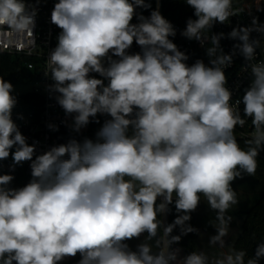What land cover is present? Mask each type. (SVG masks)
Instances as JSON below:
<instances>
[{"label":"clouds","instance_id":"clouds-1","mask_svg":"<svg viewBox=\"0 0 264 264\" xmlns=\"http://www.w3.org/2000/svg\"><path fill=\"white\" fill-rule=\"evenodd\" d=\"M40 2L0 0V29L34 44ZM182 2L194 18L179 34L205 49L207 63H188L160 0L154 9L152 0H56L50 23L60 31L40 71L71 135L46 151L13 119L18 97L0 75V169L12 161L0 172V264H63L77 256L76 264L264 260V240L249 255L226 239L229 209L239 204L232 184L256 174L264 151V23L253 16L227 34L212 31L252 4L264 7L261 0L243 7H236L241 0ZM223 39L234 41L227 53ZM237 57L251 77L238 98L227 75ZM249 121L241 147L236 129ZM90 124L99 125L94 137L83 135ZM25 163L30 180L12 186V173ZM202 201L215 213L209 245L229 250L182 255L183 238L200 234L191 220ZM131 241H138L134 248Z\"/></svg>","mask_w":264,"mask_h":264},{"label":"built area","instance_id":"built-area-1","mask_svg":"<svg viewBox=\"0 0 264 264\" xmlns=\"http://www.w3.org/2000/svg\"><path fill=\"white\" fill-rule=\"evenodd\" d=\"M56 0H46L43 6H38V14L36 17V42L33 44L31 38L23 34H14L7 29H0V54H7L25 59V65L28 71L32 73V91L40 96L43 100V107L39 118H34L31 114L25 115L23 119L16 120V123L20 126L22 133L28 137V142L31 144L34 141L38 142V151H46L53 145L59 144V132L66 128L61 121L65 119L63 110L56 103L54 98L49 97V93L46 91V85L51 83L50 79H46L43 72L40 71L44 67V62L47 56V52L55 47L56 36L60 31L55 25L50 23L51 10ZM251 0H247L246 3H250ZM162 1L160 0V11ZM236 5V7H243ZM261 7H264V0H261ZM250 12V14H249ZM253 16L260 19L264 18V11H257L255 4H252L251 8H246L245 12L231 18L230 23L227 25L217 24L213 28V32H223L227 34L231 31L232 27L237 25L247 26L251 23ZM177 29V35L174 38V43L177 44L181 51L186 52L190 59L189 64L193 63L196 59H203L207 63V57L205 55V49L195 40H188L182 37L179 33L184 29L185 24L172 22ZM256 33H253L255 36ZM234 41L223 39L221 45L224 51L227 53L231 50ZM133 51H139L134 45ZM244 63L242 57H237L233 67L227 69L228 86L234 90V97L242 95L243 88L247 86L251 79L250 74L241 70V65ZM239 86V90H237ZM242 107V106H241ZM49 123H55L59 125V131L52 132L47 125ZM241 134L244 137H250L251 124L250 121L243 128H239ZM168 220V217H167ZM169 222V221H168ZM79 259L77 256L75 259H68L63 264H76Z\"/></svg>","mask_w":264,"mask_h":264},{"label":"trees","instance_id":"trees-1","mask_svg":"<svg viewBox=\"0 0 264 264\" xmlns=\"http://www.w3.org/2000/svg\"><path fill=\"white\" fill-rule=\"evenodd\" d=\"M161 1L162 15L169 21L186 24V20L189 17H193V10L186 6L182 0ZM29 2L35 4V0H29ZM243 3L244 0H241V3L237 5ZM44 4L45 0H41L38 6H43ZM155 7L156 0H152V8L154 9ZM138 11L140 10L138 9ZM148 14V11L144 12V15L147 16ZM260 22L264 23V18L260 19ZM25 62V59H20L7 54H0V75H3L6 80L10 81L14 85V88L20 84H30L33 81L32 73L27 70ZM17 97L18 104L13 111L14 120H18L17 117L19 112H21L19 116L22 117L31 114L34 118H39L43 107V100L40 96L31 91L17 95ZM98 127L99 125L97 124H90L86 131L83 132V135L94 137L95 131ZM236 134L241 147H246L245 140H247L248 137H244L241 134L239 127L236 129ZM70 135L71 133L69 130L63 128L59 132V143L65 142ZM257 161L258 167L256 174L254 176H246L255 181V185L257 189H259L260 195L251 207L248 209L242 208L237 212L243 220L241 224V232L233 244V247L236 249H246L249 255L253 254L256 244L261 240H264V151H261L260 155L257 157ZM2 163L3 168L0 169V172L7 173L9 171L8 166L12 163L11 158ZM12 174L15 176L12 186L21 187L25 185L31 178L29 164L25 163L23 166H18ZM232 187L234 188L233 184ZM173 218V215H169L168 221L171 222ZM190 240V246L184 242H181L179 245L186 251V253L195 250L193 244L194 234H191ZM131 246L133 247L132 244ZM260 264H264V260H262Z\"/></svg>","mask_w":264,"mask_h":264},{"label":"rangeland","instance_id":"rangeland-1","mask_svg":"<svg viewBox=\"0 0 264 264\" xmlns=\"http://www.w3.org/2000/svg\"><path fill=\"white\" fill-rule=\"evenodd\" d=\"M32 88H33L32 83L20 84L14 88L15 89L14 94L15 95L25 94L27 92H31ZM20 114L21 112L18 113V115ZM85 131L86 129L84 130V132ZM85 136L89 137V135H85ZM233 185H234L233 189L237 192L239 204L234 205L231 209H229V213H228L229 215L233 217V220H232V224L230 227L229 236L226 239L228 240L229 245H231L232 247H233L235 240L237 239V237L239 236L241 232V224L243 220L241 216L237 214V212L240 211L242 208L248 209L249 207H251L257 200L258 196L260 195L259 189H257L255 185V181L251 179L250 177L248 178L246 175L242 179L240 178L236 179L233 182ZM214 216H215V213H213L208 208L207 204L202 201V213L197 222V224L200 227V231H201V234H199L198 236L199 247H200V250H204L205 252H207L210 255V257L217 256L221 251L229 250L228 248L219 249L218 247L210 246L208 243V237L210 235L215 234V229L209 224L210 220H214ZM194 221L195 219H192L191 224H193ZM190 237H191V234L183 238L182 242L189 244L190 246V241H191ZM193 244L196 250L197 248L196 247V244H197L196 234H194ZM135 245L136 244H134L133 247H135Z\"/></svg>","mask_w":264,"mask_h":264},{"label":"crops","instance_id":"crops-1","mask_svg":"<svg viewBox=\"0 0 264 264\" xmlns=\"http://www.w3.org/2000/svg\"><path fill=\"white\" fill-rule=\"evenodd\" d=\"M201 213H202V202H201L199 208L196 210V212H194V213L192 214V219H195V221L193 222L192 225H193V226L196 225L195 227L199 229L200 234H201V231H200V227H199V225L197 224V222H198V219L200 218ZM196 235H197V234H196ZM198 236H199V235H197V244H196V247H197L196 250H197V251L200 250ZM184 238H185V237H184ZM187 238H188V237H187ZM130 243H131L132 245H134V244L138 243V241H131ZM179 247H181V246H179ZM181 248H182V247H181ZM182 249H183V248H182ZM183 254H187V253L185 252L184 249H183V253H182V255H183Z\"/></svg>","mask_w":264,"mask_h":264}]
</instances>
